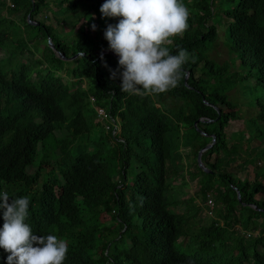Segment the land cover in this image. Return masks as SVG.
Here are the masks:
<instances>
[{
	"label": "trees",
	"instance_id": "trees-1",
	"mask_svg": "<svg viewBox=\"0 0 264 264\" xmlns=\"http://www.w3.org/2000/svg\"><path fill=\"white\" fill-rule=\"evenodd\" d=\"M104 2L0 0V54L6 52L0 58V192L28 197L33 233L65 239L76 264H264V0H184L190 27L175 44L195 63L184 66L187 82L185 75L177 88L154 97L122 93L119 73L110 79L119 65L112 55L101 59L109 49L104 32L119 18L102 17ZM52 17L72 30L63 35ZM49 39L67 58L81 56L59 59ZM221 42L239 63L233 74L229 63L213 57ZM27 51L40 53L29 58L33 64L24 62ZM236 89L244 104L229 95ZM167 99L179 107H167ZM92 105L95 122L87 113ZM96 108L120 120V132L98 123ZM243 108L257 115L244 121ZM202 119L215 123L196 126ZM241 121L249 137L240 133L230 146L225 130ZM184 130L195 161L183 165L177 146L170 174L186 170L198 179L200 193L187 200L179 177L168 183L167 170V137L175 132L180 141ZM211 136L216 144L203 157L209 174L196 159ZM240 155L242 168H255V180L228 170ZM133 166L138 171L130 173ZM210 196L220 208L215 217L211 210L214 218L203 205ZM6 260L0 249V264Z\"/></svg>",
	"mask_w": 264,
	"mask_h": 264
},
{
	"label": "clouds",
	"instance_id": "clouds-1",
	"mask_svg": "<svg viewBox=\"0 0 264 264\" xmlns=\"http://www.w3.org/2000/svg\"><path fill=\"white\" fill-rule=\"evenodd\" d=\"M100 12L103 18H119L116 25H107L104 38L118 57L119 67L110 70V79L119 73L122 93L154 97L179 86L184 66L195 63L186 48L175 44L190 27L191 12L184 0H105ZM29 205L26 196L13 199L7 191L0 192V249L7 253L6 264H76L65 239L33 233L27 223Z\"/></svg>",
	"mask_w": 264,
	"mask_h": 264
},
{
	"label": "rangeland",
	"instance_id": "rangeland-1",
	"mask_svg": "<svg viewBox=\"0 0 264 264\" xmlns=\"http://www.w3.org/2000/svg\"><path fill=\"white\" fill-rule=\"evenodd\" d=\"M9 5L12 6V3H10L9 1ZM54 10L56 11L58 8L56 6H53ZM5 14H7V10H5ZM46 15H51L50 12L46 13L43 15V18L46 17ZM41 15H38V17L36 18V20H41ZM19 19V18H18ZM52 22L54 23V25L56 27L59 28L60 32L63 33V35H66L67 32H70L72 30V27L68 24V22H64L63 23V27L60 26L57 22V20L55 18L52 17ZM30 21V20H29ZM7 29H10L9 26H6ZM220 30V33L221 35H225V33H223L221 27L218 28ZM74 34V33H73ZM227 45H229L228 42L224 41ZM42 49L45 47V44L42 43V45L40 46ZM40 55L39 54H35V56L33 57L32 55L28 54V51H27V55L24 56V62L26 64H33L29 58L33 57V58H38ZM213 57L214 59H216L220 64H223L225 65L226 63H229L231 65V68H230V72L233 74L234 72L238 71V65L239 63H235L232 61L234 55L230 53L229 49L224 45L223 42L219 43L218 46L215 48V51L213 53ZM0 58L3 59V58H6V52L5 53H1L0 54ZM63 78L65 81H68L69 78L67 76H65L63 73ZM71 81V80H70ZM86 88L88 89L89 88V84L86 82L85 84ZM229 95L231 96L232 99H236L238 103H241V104H244V99H243V95L241 93V91L239 89H236V90H232L230 91ZM166 104H167V107H170V108H175V107H179V105L177 106L174 102V100H171V99H167L166 100ZM93 106V105H92ZM92 109L94 110V106L91 108L89 107L87 109V113L89 115V117H91V119L95 122V119H96V116L94 114V112L92 111ZM97 110V108H96ZM95 111V110H94ZM243 117H244V121L245 119H249L251 118L253 115H257L256 113L252 112L251 110H248L246 108H243ZM244 121H241V122H233L230 124V126L228 127V129L225 130V134L227 136V139H228V142H229V145L230 146H233L235 144V139H236V136L240 133H243L246 131V125H245V122ZM97 122L98 123H102L99 118L97 117ZM118 123H120L121 121L120 120H117ZM101 131L98 130L96 131L97 134H99V132ZM246 133V132H245ZM188 135L190 134L188 130H184V131H181V143L180 141H178L179 137H178V133H173V136L170 138V134L168 135L167 137V147H168V160H167V170H168V183L172 182L173 183V179L174 178H178L176 180V183H182L184 185V190H185V193L186 195L183 196V198H185L186 200L188 198H190V195L191 196H197V194L200 193V184H199V181L198 179L197 180H193L191 177H190V174L188 171H184V172H178L176 174H174L173 172L170 174V168L172 170V166L170 165V157H175V153L174 151L176 152L177 150V146L180 147V154H181V157H183V160H182V164L183 165H189L190 162H194L195 161V150L193 149L192 145H189V146H186V143H184L183 141V137L182 135ZM246 135L249 137L248 133H246ZM257 145V144H255ZM241 158L239 159L238 162L232 164L230 167H229V171H231L234 175L236 176H239L241 179H246L248 178L249 180L253 181L256 179V170L255 168L252 166V165H247V167L244 169L242 168V164H243V159H242V155H240ZM189 157H191V161L189 160ZM194 157V159H192ZM216 160V155H213L211 158H210V162L211 163H214ZM196 161H198L199 163V157L196 159ZM196 165V164H195ZM133 168V169H132ZM129 171L130 173L134 172V171H138V169L136 168V166H133ZM175 175V176H174ZM132 174H129V177H131ZM183 179V181H180L179 179ZM169 197H170V193H169ZM213 200L214 199L210 196L209 197V200ZM208 201L206 203H204L203 205L205 206H208L209 203ZM198 203L201 201H197ZM214 204L216 205L217 203L214 201ZM217 205L214 207V217H215V210L217 209ZM220 209V208H218ZM218 209H217V213H218ZM208 211V210H207ZM206 215L208 217H212V216H209L207 213ZM212 217V218H214ZM209 221V220H208ZM220 222V225H223V221H219ZM236 229L240 230V232H243V230L237 226L235 227ZM258 234V233H257Z\"/></svg>",
	"mask_w": 264,
	"mask_h": 264
},
{
	"label": "water",
	"instance_id": "water-1",
	"mask_svg": "<svg viewBox=\"0 0 264 264\" xmlns=\"http://www.w3.org/2000/svg\"><path fill=\"white\" fill-rule=\"evenodd\" d=\"M32 1H33V3L36 2V0H32ZM29 20H30V22H31L33 25H39L38 22H34V21H32V14L29 15ZM49 45L51 46V49L56 53V56H57L59 59L63 60V61H73V60H75L76 58H78L79 56H81V54H77V55H75V56H73V57H71V58H67V57L65 56L64 53H62V52L56 50V47L54 46V44L51 42L50 39H49ZM104 55H112L113 57H115L116 59H118V57H117L113 52H111L109 49H106V50H104V51L101 53V56H104ZM188 78H189V74H186L185 81H187ZM206 104H207L208 106L214 108L215 111H216L219 115H221L220 112H219V109L216 108V107H214V106L211 105L210 103H208L207 100H206ZM218 119H219V118H218ZM213 123H215V121H212V120H209V119H202V120H200V121L198 122V124H197L196 126H199L200 124L211 125V124H213ZM200 133H201L203 136H206L207 138H210V136H208V135L205 134L204 132L200 131ZM211 138L213 139V143H212L210 146H208L207 148H205V149H204L202 152H200V154H199V165H200V167H201L204 171H206V172L209 173V174H212L213 171H211V170L206 166V164H205V162H204V160H203V157H204V154H205L206 152L212 150V149L214 148L215 144H216V136H211ZM235 190L237 191V193H238V198H239V200H240V199H241V193L239 192V190H238L237 188H235ZM252 207H254L257 211H263L262 209L258 208V207L255 206V205H253Z\"/></svg>",
	"mask_w": 264,
	"mask_h": 264
},
{
	"label": "built area",
	"instance_id": "built-area-1",
	"mask_svg": "<svg viewBox=\"0 0 264 264\" xmlns=\"http://www.w3.org/2000/svg\"><path fill=\"white\" fill-rule=\"evenodd\" d=\"M91 102H92V104H95V98H91ZM97 111V115H98V118H99V120L102 122V123H104V124H106V130L107 131H110V130H112V127L114 128V134H116L117 132H120V129L119 128H117V123L118 122H116V121H113V119H112V117H111V115L110 114H108L105 110H103V109H97L96 110ZM116 123V124H115ZM110 125V126H109ZM208 203H209V205L208 206H210V210H209V212H208V215L209 216H213V212L211 211V210H213V208L215 207V204H214V202H213V200H210V201H208ZM249 236H251V235H249Z\"/></svg>",
	"mask_w": 264,
	"mask_h": 264
}]
</instances>
